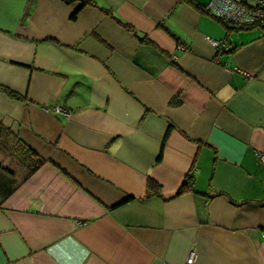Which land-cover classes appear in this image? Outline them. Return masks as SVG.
Masks as SVG:
<instances>
[{
  "label": "crops",
  "instance_id": "1",
  "mask_svg": "<svg viewBox=\"0 0 264 264\" xmlns=\"http://www.w3.org/2000/svg\"><path fill=\"white\" fill-rule=\"evenodd\" d=\"M195 1L0 0V264H264V27Z\"/></svg>",
  "mask_w": 264,
  "mask_h": 264
},
{
  "label": "built area",
  "instance_id": "2",
  "mask_svg": "<svg viewBox=\"0 0 264 264\" xmlns=\"http://www.w3.org/2000/svg\"><path fill=\"white\" fill-rule=\"evenodd\" d=\"M205 9L215 18L237 26H262L264 27V0H259L255 7L246 5L237 0H209ZM218 52L228 48L224 40H210ZM57 112L68 114L69 111L62 107H55ZM264 164V153L258 154ZM196 251L193 249L185 264H194Z\"/></svg>",
  "mask_w": 264,
  "mask_h": 264
},
{
  "label": "trees",
  "instance_id": "3",
  "mask_svg": "<svg viewBox=\"0 0 264 264\" xmlns=\"http://www.w3.org/2000/svg\"><path fill=\"white\" fill-rule=\"evenodd\" d=\"M62 1H64L65 3H68V4L78 2L80 4V8H83L86 5L94 3V0H62ZM185 1L189 2L190 4H192L194 6H197L198 8H203V7H200V5L198 3H196L195 0H185ZM77 14H78V11H76V13L73 15V18H76ZM234 26H237V25H234ZM0 89L7 92V94L13 98L25 99L24 96H22L21 94L17 93L16 91H14V90L6 87V86L0 85ZM179 102L180 101L176 98L171 100L172 104H178ZM170 129L171 128L169 127L167 132H166V135L164 137V140L162 142L159 159L161 158V155H162V152L164 149L165 139L167 138ZM4 132H6V129L0 123V139H1V136H3ZM9 143L10 142H8V144ZM9 145L12 146V149L10 150V152H6L2 147H0V168L8 169L9 163L12 162V160H13V154L15 155L16 154L15 152L18 150V147L16 144H13L11 142ZM21 148L24 149L23 145L21 146ZM24 155L26 157L25 159H29V161H30V165H29L30 172H34L37 168H39L45 162L44 159L35 157L34 154L31 153L29 150L25 151ZM192 185H193V175L190 174V175H188L184 184L181 186V189L179 192L180 193L184 192L187 188H191ZM160 186L161 185L155 179L149 178L148 187L150 190H157L160 188Z\"/></svg>",
  "mask_w": 264,
  "mask_h": 264
}]
</instances>
